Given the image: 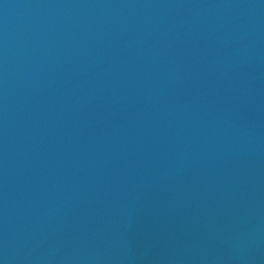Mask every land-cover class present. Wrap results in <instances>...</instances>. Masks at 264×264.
<instances>
[{
    "label": "water",
    "instance_id": "95a60500",
    "mask_svg": "<svg viewBox=\"0 0 264 264\" xmlns=\"http://www.w3.org/2000/svg\"><path fill=\"white\" fill-rule=\"evenodd\" d=\"M0 264H264V0H0Z\"/></svg>",
    "mask_w": 264,
    "mask_h": 264
}]
</instances>
